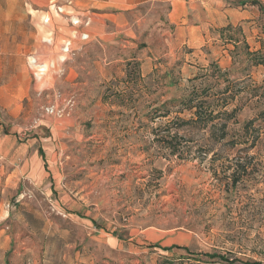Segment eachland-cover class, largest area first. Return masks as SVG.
I'll return each mask as SVG.
<instances>
[{
	"label": "rangeland",
	"instance_id": "374dc122",
	"mask_svg": "<svg viewBox=\"0 0 264 264\" xmlns=\"http://www.w3.org/2000/svg\"><path fill=\"white\" fill-rule=\"evenodd\" d=\"M235 2L255 6L239 24H223L217 8L172 22L157 3L125 11L124 29L102 20L95 35L68 12L88 14L61 9L59 32L73 28L82 45L48 89L27 58L39 15L27 0H0V264H225L207 252L264 264V61L254 65L264 12L223 0ZM230 25L239 30L222 32ZM232 35L253 53L235 50ZM227 86L230 121L168 131L192 116L170 100L193 87L216 100ZM56 95L71 100L62 116L46 111Z\"/></svg>",
	"mask_w": 264,
	"mask_h": 264
},
{
	"label": "crops",
	"instance_id": "0c3cea01",
	"mask_svg": "<svg viewBox=\"0 0 264 264\" xmlns=\"http://www.w3.org/2000/svg\"><path fill=\"white\" fill-rule=\"evenodd\" d=\"M157 3H167L171 6L168 15L172 22L180 20V22H182L191 12L194 16H200L201 13L207 14L208 12L210 14L212 11L211 9L217 8L216 11L223 13L222 17H224L226 21L223 22V24L225 25L239 24L242 20L248 19L250 15L249 9L255 7L247 2L244 4L237 2L225 4L223 0H27L26 4L31 11L39 15L38 38L36 39L34 50L28 54L27 58L29 59L34 55L39 61L48 63V76L46 75L47 77L45 76L44 78V85L48 89L53 88L56 83L54 80L58 78V76L55 77L56 74L53 72V69L56 70L57 67L64 64L67 61V57L69 58L71 55L70 53L77 45H82V43H80L82 34H79L76 30L73 31V28H64L63 33L65 34L59 32L58 27H60L61 24L66 25L68 19L60 15L57 9L58 7H61L63 10H72V13L85 12L88 14L90 20L93 21L91 22L93 26L90 29L92 34L95 35V26H99L102 20L108 23L110 20L114 19L117 29L118 27L124 29V27H126L124 23L125 11L137 9L145 4L154 6ZM68 14L74 15L71 14V12H68ZM196 27L195 25L192 27V32L194 34L203 31L202 27ZM90 29L88 28L89 31ZM203 32L201 37L203 36ZM94 35L92 36L94 37ZM107 37V35H104V39H108ZM62 39L63 41L61 42ZM92 40L93 38L91 37L90 41ZM133 43L135 44L134 40ZM65 45H69L70 52L63 51ZM51 79H53V81H51ZM39 153L43 159H45V152L42 148H40ZM6 218L7 214L0 213V224L5 221ZM8 245V239L4 237V229H1L0 252L1 250L5 251ZM1 254L4 256L5 252H1Z\"/></svg>",
	"mask_w": 264,
	"mask_h": 264
},
{
	"label": "trees",
	"instance_id": "16d2710c",
	"mask_svg": "<svg viewBox=\"0 0 264 264\" xmlns=\"http://www.w3.org/2000/svg\"><path fill=\"white\" fill-rule=\"evenodd\" d=\"M252 4H258L260 6V9L264 12V5L259 0H251ZM228 31H238L239 29L234 28L233 26H227L222 29V32ZM235 32V33H236ZM234 35V34H233ZM230 36L227 38L229 42H233L235 44V50H243L246 53H253L251 52L250 45L245 41V39H240L239 37ZM257 55V54H256ZM264 60H262L260 57L256 59V64L258 65L260 63H263ZM211 69H214L218 72L219 76H226V72H223L222 69L217 66L216 64H213L211 66ZM173 72V71H172ZM215 72V73H217ZM168 74H171V72H168ZM178 80L172 79L170 82V85L177 84ZM229 86H227L224 90H222V96L216 99H211V93L207 88H199V87H193L188 94H186L183 97H180L178 99H172L169 102L176 103L177 105H181L182 108L188 109L191 111V117L188 120L184 119H174L168 122V131L172 133L173 129L179 128L184 125H192V126H199V127H207L209 125H214L213 123L216 121V119H223V121H230V119L233 117L234 111H230L227 109V105H229L230 101L228 99L230 97H233L234 93L233 91L231 93ZM233 93V94H232ZM223 129V135L220 136L221 139H224L226 136V127L227 124H221ZM175 138L176 135H173ZM177 146H174L176 148ZM176 150V149H175ZM177 151V150H176ZM158 246V245H156ZM178 248H181L180 246H175ZM185 249H188L187 247H182ZM164 251L170 250V248H163ZM206 255L210 257V259H216L219 258L223 261L225 264H262L260 261H255L251 259L247 260H241L239 258H233V257H227L218 253H209L207 252ZM199 257V256H198ZM186 256H179L176 257H170L167 255L162 256V258L159 260L158 264H184L183 261L187 259ZM180 260V261H179ZM182 262V263H178Z\"/></svg>",
	"mask_w": 264,
	"mask_h": 264
},
{
	"label": "built area",
	"instance_id": "2783aa9c",
	"mask_svg": "<svg viewBox=\"0 0 264 264\" xmlns=\"http://www.w3.org/2000/svg\"><path fill=\"white\" fill-rule=\"evenodd\" d=\"M58 11L61 10V7L57 8ZM89 18V17H87ZM71 20L75 24H84L86 26L91 24V20L89 19H82L79 16L73 15L71 16ZM87 34H83V37H87ZM63 51L65 52H70V47L69 45H65L63 48ZM29 65L33 69L34 75L38 80H44L45 76L48 73V65L44 62L39 61V59L36 56H31L29 60ZM71 100H67L62 98L61 95H56L55 98L53 99L52 102H49L46 105V111L50 115H57V116H62L66 109L68 108Z\"/></svg>",
	"mask_w": 264,
	"mask_h": 264
}]
</instances>
